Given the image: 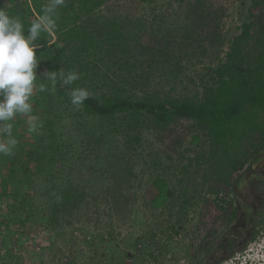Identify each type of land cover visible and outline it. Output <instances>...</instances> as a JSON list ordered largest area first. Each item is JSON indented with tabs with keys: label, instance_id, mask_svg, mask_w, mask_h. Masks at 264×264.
I'll use <instances>...</instances> for the list:
<instances>
[{
	"label": "rangeland",
	"instance_id": "1",
	"mask_svg": "<svg viewBox=\"0 0 264 264\" xmlns=\"http://www.w3.org/2000/svg\"><path fill=\"white\" fill-rule=\"evenodd\" d=\"M17 1L2 0V6L8 9ZM52 2L45 0L46 8ZM198 2L215 16L196 19ZM248 8L249 0H157L138 5L106 0L92 11L84 27L102 32L104 21H125L116 47L101 37L103 43L89 51L87 63L78 62L77 55V63H68L73 70L66 71L62 64L61 78L76 73L82 79L78 86L82 84L88 96L122 83L126 88L137 86L135 91L154 88L160 95L192 97L200 92V82L209 78L211 68L223 60ZM137 24L140 27L134 30ZM73 26H82V20L60 24L58 33L52 34V42L65 46L67 55L74 47L59 41L58 34ZM159 48L163 54L157 52ZM36 74L44 75L39 64ZM29 102L30 115L42 126L29 133V116H14L11 136L18 143L9 160L0 158V258L15 264H138L142 258L136 250L155 236L167 246L158 264H202L207 255L221 256L232 249L218 264L229 260L264 264V230L243 248L234 241L249 234L254 212L264 209L259 186L264 184V153L250 171L241 172L225 211L216 219L202 203L213 198L205 193L202 180L208 147L192 121L180 120L162 129L145 112L136 125H127L121 114L101 120L83 115L80 106L59 95L55 87L40 92L38 85ZM7 139L0 134V143ZM29 150L35 157L26 162ZM4 186L7 192L28 196L29 217L23 227L10 213L8 196L2 195ZM165 190L174 193L167 204L161 193ZM64 194L71 198L70 204L62 201ZM184 200L189 205L183 216ZM177 221L182 226L177 225L175 235L167 226ZM127 252L134 257L126 258Z\"/></svg>",
	"mask_w": 264,
	"mask_h": 264
},
{
	"label": "trees",
	"instance_id": "2",
	"mask_svg": "<svg viewBox=\"0 0 264 264\" xmlns=\"http://www.w3.org/2000/svg\"><path fill=\"white\" fill-rule=\"evenodd\" d=\"M156 1L129 0V3L136 5L153 4ZM104 3L106 0H63V3L50 13L55 20L56 28L50 33L41 31L33 43L39 45V48L36 49L38 64L44 69V73L54 71L56 81L53 84L51 80L46 79L47 74H44L40 78L36 77L34 85L39 86L44 83L46 89L55 87L59 95L68 98H71L69 95L71 90L82 87V84L78 86L81 78L70 85H64L61 78V67L62 64H65L67 65L66 71L73 70V67L68 63H77L75 61L77 55L80 56L78 62L84 60L87 63V59L91 55L89 51L94 49L96 45L101 46L103 43L99 41L101 37L103 41L108 43L107 45L116 47L115 42L121 36L120 29L123 28L125 21L119 22L120 24L114 20L111 22L104 21L102 25L107 26L102 32L96 29L90 32L84 27L89 24L92 11ZM199 4L202 2L196 4V19L203 20L205 16H215L214 11L210 12L204 5ZM45 9V0H32L31 2L29 0L19 2L18 0L8 9L3 8L2 0H0V10L20 19L24 26L25 36L28 35L31 24L45 14ZM189 10L192 8L189 7ZM263 11L264 0H249L246 21L241 22L238 26V33L231 38L223 60L216 67L211 68L209 78L200 82V92H195L192 97L188 95L173 97L168 93L160 95L154 88L150 92L149 90L135 91L132 89L137 88V86L126 88L121 83L112 87L109 92L89 95L88 99L79 104L80 111L85 116L110 121L117 114H121L127 121V125L138 124L143 112L151 117L152 124L162 129L180 120L192 121L194 126L203 133L208 147L206 152L207 168L205 174L202 175V180L206 186L205 193L213 198L204 199L202 203H204L203 207L207 208L209 213H213L216 219L225 211L224 204L230 201L227 196L234 190L241 177V172L251 169L264 153ZM82 17L85 18L82 19ZM80 20H82V26H73V28L67 29L62 36L58 34L59 41L63 40L66 46L72 45L74 47V50L67 55L65 46L59 47L57 42H52V34L58 33L60 24L67 26L68 21L75 24L76 21ZM139 27L140 24H137L134 30L139 29ZM186 29L188 31L187 27L182 30L184 34ZM191 33L194 34L195 32L192 31ZM168 44L167 40L163 45ZM159 45L161 46L160 43ZM157 52L163 54V48H159ZM85 78L86 75L83 79ZM3 156L5 157V155L0 154V158ZM6 157L8 160L10 159L9 155ZM34 157L33 150L26 152V162L34 160ZM16 170L14 169V171ZM19 182L22 183V180ZM259 186L261 193L264 194V184L261 183ZM161 193L164 194V204L172 202L173 192L165 190ZM2 195L8 196L7 205L10 213L18 217L15 223L19 227H23L29 217L25 213L28 196L24 194L18 196L14 191L7 192L6 186L2 187ZM62 201L70 204L72 200L64 194ZM188 205L187 201L182 202L180 213L183 216ZM24 214V218H21ZM168 216L172 217L170 213ZM234 216L235 212L233 211L229 221H232ZM168 224L167 230L177 235V225L181 228V223L177 221L175 225H171V222ZM145 243L140 246L139 250H136L142 258L138 264H158L159 256L167 253V246L160 245L155 240V236L150 237L148 244ZM125 257L132 259L134 255L127 252ZM0 264L15 263L2 257Z\"/></svg>",
	"mask_w": 264,
	"mask_h": 264
},
{
	"label": "clouds",
	"instance_id": "3",
	"mask_svg": "<svg viewBox=\"0 0 264 264\" xmlns=\"http://www.w3.org/2000/svg\"><path fill=\"white\" fill-rule=\"evenodd\" d=\"M63 3V0H53L45 9V14L31 24L28 35H24V26L20 19L10 16L0 10V134L8 137L7 141L0 143V154L11 155L18 141L11 136L13 125L10 121L17 114L29 116V133L37 132L42 126L38 118L32 113L30 98L33 95L34 81L36 80V68L38 66L35 50L39 45L33 43L41 31L52 32L56 28L55 20L50 13ZM46 79L53 84L56 81V73L47 71ZM79 77L76 73H70L64 80V85H70ZM39 91H46V85L41 83ZM71 102L74 105L82 104L88 99L85 89H73L70 91Z\"/></svg>",
	"mask_w": 264,
	"mask_h": 264
},
{
	"label": "flooded vegetation",
	"instance_id": "4",
	"mask_svg": "<svg viewBox=\"0 0 264 264\" xmlns=\"http://www.w3.org/2000/svg\"><path fill=\"white\" fill-rule=\"evenodd\" d=\"M260 198L263 199V201H260L261 204H264V195L260 196ZM256 212V211H255ZM254 212L255 217L252 219V223L248 229L249 234H246V237L244 239L242 238H236L234 241H238L237 244L240 246V248H243L245 245L249 244V242L254 241L257 237L258 234H261L262 231L264 230V209L261 208L258 210L257 213ZM236 222L238 221V218L235 217ZM258 232V233H256ZM226 243V241H225ZM235 244V243H234ZM233 243H230V246H234ZM236 245V244H235ZM235 250L232 249L230 252L224 251L222 252L221 256H217V253L215 252L214 254H209L207 255L202 264H218L220 261L224 260L228 256H230ZM228 252V253H227Z\"/></svg>",
	"mask_w": 264,
	"mask_h": 264
},
{
	"label": "built area",
	"instance_id": "5",
	"mask_svg": "<svg viewBox=\"0 0 264 264\" xmlns=\"http://www.w3.org/2000/svg\"><path fill=\"white\" fill-rule=\"evenodd\" d=\"M224 264H233L232 260H229V262H225Z\"/></svg>",
	"mask_w": 264,
	"mask_h": 264
}]
</instances>
